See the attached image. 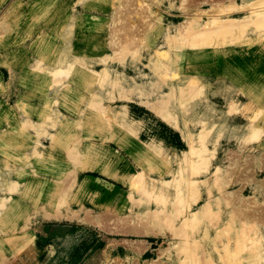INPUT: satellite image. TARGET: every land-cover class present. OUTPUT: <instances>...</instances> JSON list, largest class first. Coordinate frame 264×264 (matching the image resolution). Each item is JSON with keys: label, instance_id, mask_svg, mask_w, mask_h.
Listing matches in <instances>:
<instances>
[{"label": "rangeland", "instance_id": "374dc122", "mask_svg": "<svg viewBox=\"0 0 264 264\" xmlns=\"http://www.w3.org/2000/svg\"><path fill=\"white\" fill-rule=\"evenodd\" d=\"M220 1L188 14L183 0H0V264H200L181 246L206 240L193 229H115L155 199L167 232L181 228L176 189L238 190L213 174L230 151L259 169L264 0Z\"/></svg>", "mask_w": 264, "mask_h": 264}, {"label": "bare ground", "instance_id": "6f19581e", "mask_svg": "<svg viewBox=\"0 0 264 264\" xmlns=\"http://www.w3.org/2000/svg\"><path fill=\"white\" fill-rule=\"evenodd\" d=\"M183 1H184V9L188 14H194L192 10H195V11L198 10V12L200 13L209 12V10L207 11V9H203L200 6V3H202L203 1L199 2L194 7H192L191 4H195V0H192V1L183 0ZM223 3H224V0L222 2V5ZM213 5H216V4H213ZM218 9H220V7H218ZM213 10L214 9L212 8L211 9L212 12L209 13V15H211L212 17H215L217 15V12L215 13L216 15L214 16ZM214 11H217V9L215 8ZM112 113L113 115H116V114L122 115V113H116V112L115 113L112 112ZM156 149L164 150V148H156ZM195 149L196 148H194L193 145L190 144L189 150H186L183 155H179V153L177 152L174 155H178L176 157L177 158L179 157L178 159L180 161L188 162L190 160V156L196 152ZM198 152L201 153V151H198ZM229 154H228L229 156L225 158V163L227 164L226 169L222 170L220 165L215 164L213 174H216L219 177V180L223 181V183L231 184V188L233 189H234V186L237 184H242V182L244 184L240 186L238 190H232V191L229 190L230 189L228 188L229 185L227 186V189H224V188L218 189V192H215L214 189H210L209 193L203 196L199 195L198 189H197V192H196V189H193L191 192H190L191 189H176L177 192L184 191V193L186 192L187 194L184 197H181L182 200L178 196L180 201L178 200L179 201L178 202L174 200V203H172V204H175V201H176L177 205H173V207L171 205L170 206L171 208H173V210L177 209L176 211L174 210L177 214L180 211L178 209H181V212L185 210L184 211V214H185L184 222L186 226L184 222H181V225H184V226H181V228L179 227V228L170 229L171 232L168 231L170 232L169 234L167 232L168 228L165 229L162 226V223H164L167 213L163 212L161 209V206L158 204L161 201L165 202V200L155 199L154 201L158 202L157 203L158 206H156V208L151 211V213L153 212L152 216L150 215V212H149L150 216L148 215L147 218L143 219L142 221L140 220L141 218H139V222H134V223L126 222L125 223L123 220V223H122V222L117 221L118 223H122V224L117 225L116 226L117 229L115 230L117 232L120 231L123 233L133 232L141 236L146 235V236H151L155 238L169 237V236L171 237L177 236L178 238L179 237L178 235L182 237V234L186 229H193V232L195 234L203 235L204 237H206V240L208 239L207 237L209 235L210 239L207 242L206 240L204 242H201L203 241L202 239L201 241L197 242L196 239H194V234L191 235L192 237L187 236L186 239L184 238L186 244L181 243L182 245L181 244L180 245L181 246L184 245L186 247L188 246V250L184 251V254L187 255L186 257H190L189 259H191V257L193 259V256H194L193 252L195 253L197 251L195 249L198 248L201 251L200 256H199L200 264H264V182L256 179L258 176L257 175L258 170H264V158L258 157L256 161L258 162L259 169H257L256 171L255 169L252 168L253 170L249 172L250 169L248 170L247 167H244V166H241V168L239 167L240 161L242 162L243 160L240 159V156L238 157L236 152L231 153L230 151ZM195 156H196V153H195ZM248 163L249 162H247V164ZM252 171H253V174H251ZM197 172L199 173L201 171H197ZM114 177L116 178V176ZM193 182L194 181H189L187 182V184L189 183L191 186L194 184ZM247 186L251 187V193L253 194L252 195L253 199L251 200H250V197H244L241 194L243 189H245ZM175 194L177 195V193ZM200 200H203V201L200 202ZM165 204L166 202L161 205L164 206ZM214 205H218L221 212L220 213L219 211L217 213L215 212L214 214L215 217L213 216L214 217L213 218L211 216V218H209L210 216L209 213H211ZM163 208H165V206ZM181 212L178 215H181ZM169 214H172L171 210H169ZM208 218L211 220H208ZM106 219H107L106 217L105 219H102L104 221L102 222L104 223V227L108 226ZM125 220H128V219H125ZM134 220L136 221L137 219H134ZM202 223L203 225L199 229L192 226V224L201 225ZM211 225L213 226V228L216 227L214 230V235L208 233ZM183 227H186V228L184 229ZM141 242L142 241L136 242V243L132 242V244H134L132 246L134 252L135 251L137 253L144 252L146 248L144 244L145 240H143L142 243ZM166 251H168V248ZM175 251L176 252L178 251V247L176 248ZM180 252H183V251L181 250ZM181 254L180 255L176 254V255L181 256ZM114 262L115 264H117L118 262L117 259L112 260L110 264H114ZM150 264H161V262L159 260H156V261L151 260Z\"/></svg>", "mask_w": 264, "mask_h": 264}, {"label": "crops", "instance_id": "0c3cea01", "mask_svg": "<svg viewBox=\"0 0 264 264\" xmlns=\"http://www.w3.org/2000/svg\"><path fill=\"white\" fill-rule=\"evenodd\" d=\"M220 1V0H219ZM224 1H226V0H224ZM220 2H223V1H220ZM87 22H88V19H87ZM52 214V213H51ZM54 214V213H53Z\"/></svg>", "mask_w": 264, "mask_h": 264}]
</instances>
